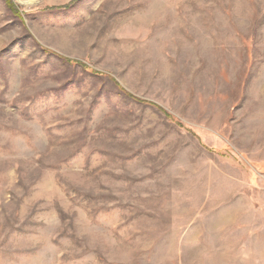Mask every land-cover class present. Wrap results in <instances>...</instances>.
<instances>
[{
  "label": "rangeland",
  "instance_id": "rangeland-1",
  "mask_svg": "<svg viewBox=\"0 0 264 264\" xmlns=\"http://www.w3.org/2000/svg\"><path fill=\"white\" fill-rule=\"evenodd\" d=\"M0 264H264V0H0Z\"/></svg>",
  "mask_w": 264,
  "mask_h": 264
}]
</instances>
